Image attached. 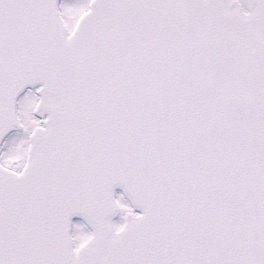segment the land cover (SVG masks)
I'll use <instances>...</instances> for the list:
<instances>
[{"label": "snow or ice", "instance_id": "obj_1", "mask_svg": "<svg viewBox=\"0 0 264 264\" xmlns=\"http://www.w3.org/2000/svg\"><path fill=\"white\" fill-rule=\"evenodd\" d=\"M0 264H264V0H0Z\"/></svg>", "mask_w": 264, "mask_h": 264}]
</instances>
